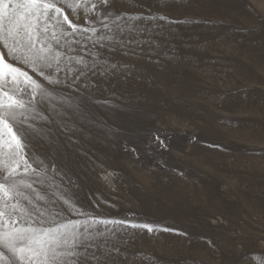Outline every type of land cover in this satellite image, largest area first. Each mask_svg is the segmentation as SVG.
Listing matches in <instances>:
<instances>
[{"label": "rangeland", "instance_id": "rangeland-1", "mask_svg": "<svg viewBox=\"0 0 264 264\" xmlns=\"http://www.w3.org/2000/svg\"><path fill=\"white\" fill-rule=\"evenodd\" d=\"M18 5L0 264H264V0Z\"/></svg>", "mask_w": 264, "mask_h": 264}, {"label": "snow or ice", "instance_id": "snow-or-ice-1", "mask_svg": "<svg viewBox=\"0 0 264 264\" xmlns=\"http://www.w3.org/2000/svg\"><path fill=\"white\" fill-rule=\"evenodd\" d=\"M5 6L4 13L6 17L15 18L18 9V0H0ZM17 74L15 68L10 65H4L0 68V146L9 150L19 148L21 139L14 126V121L23 115L29 108L34 99L26 97L22 89H6L5 82H16Z\"/></svg>", "mask_w": 264, "mask_h": 264}]
</instances>
